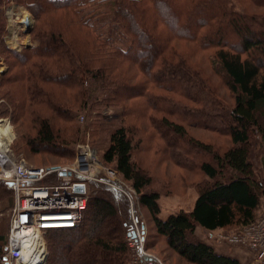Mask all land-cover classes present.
<instances>
[{"label":"trees","instance_id":"16d2710c","mask_svg":"<svg viewBox=\"0 0 264 264\" xmlns=\"http://www.w3.org/2000/svg\"><path fill=\"white\" fill-rule=\"evenodd\" d=\"M21 1L35 18L36 45L11 52V72L0 81L15 90L9 102L21 124L19 144L31 155L67 154L65 144L77 136L69 124L78 113L122 107L123 126L112 132L103 163L131 185L156 235L190 264H240L193 233L250 223L264 197V0ZM3 19L0 8V37ZM198 82L211 99L217 96L209 105L230 102L219 121L226 139L222 151L187 136L185 126L193 121L185 117L186 108L197 104ZM135 112L168 140L189 141L210 156L199 164L205 182L189 211L160 216L159 194L147 191L152 179L132 159ZM119 204L127 205L122 193L91 182L82 223L46 233L77 235L49 264L126 261L123 238L132 228ZM11 205V191L0 181V206ZM5 243L0 235V246Z\"/></svg>","mask_w":264,"mask_h":264},{"label":"rangeland","instance_id":"374dc122","mask_svg":"<svg viewBox=\"0 0 264 264\" xmlns=\"http://www.w3.org/2000/svg\"><path fill=\"white\" fill-rule=\"evenodd\" d=\"M24 2L29 4L33 0H24ZM0 4L4 17V29L0 37L1 81L5 73L11 72L10 67L13 63L11 52L20 53L25 48L36 44L34 37L31 35V31L35 26V18L32 12L22 4L21 0H2ZM27 18L31 27L29 32L26 31V26L24 25V21ZM107 28L105 26L104 29H101L105 38L108 37ZM112 42L117 44V41L112 40ZM215 81L217 80L215 79ZM195 87L198 89L196 94L198 95L197 104L195 108H186V112L188 111L187 114L189 115L185 114L186 118L193 121V125L185 126L187 136L197 145H207L212 150L222 151L226 147V139L218 130L219 127L221 128L219 121L227 110L225 108L226 105H229L230 102L229 100H224L225 103L217 101L220 107H213L209 104L211 101L218 100L216 99L217 96L213 98L214 100L209 95L207 96L209 91L205 85L203 86L199 82ZM219 90L221 91L222 88H219ZM12 92H15L13 86L0 84V120L7 121L11 127L13 136H11L7 151L13 157L22 158L29 166L35 168L70 165L75 160L77 147L83 143H89L96 160L100 162L99 166H101L96 169V171H99L100 181H89L87 184L88 197L91 182L105 185L122 193L126 198L127 205L123 209L121 204H119L117 210L126 214L127 221L131 224V232L137 228L141 238L142 252L153 257L156 260V264H190L170 250L164 240L156 235L151 217L139 205L137 195L131 185L123 181L112 167L103 163V155L107 150L112 132L123 126L125 115L122 107L117 105L95 107L91 111L78 113L76 118L69 124L77 130V136L75 140L65 144L64 149L67 154L59 156L51 154L31 155L28 154L21 143L19 144L18 131L21 124L19 120L14 121L13 119V106L9 102V95ZM201 95H204L205 98H199ZM217 95L221 96L220 93H217ZM80 117H83L82 122ZM133 118H136L137 132L132 138V159L152 179L147 191H155L159 194L160 216L164 218L168 214L176 213L180 210L189 211L198 188L205 182V177L199 171V164L204 161H210V156L199 151V148H191L189 141L175 143L168 140L163 134H159L160 131L157 132L150 120L140 112H135ZM209 125H214L216 129L211 130L207 127ZM170 150L173 151L171 155L169 154ZM11 199L12 205L9 208L3 209V206H0V235L6 237V241L10 228L11 212L15 205V197L12 192ZM113 203L114 205L117 204L114 201ZM236 228L232 227L225 231L228 232ZM193 236L211 246L217 254L234 258L240 264H254V255L248 249L218 246L200 228L195 229ZM76 237L77 235L75 234H68L64 237L49 238L45 234L43 236L47 248L45 264H49V258L55 253H63L67 246L76 241ZM127 239L128 235L124 236L123 241H125L127 249L125 254L126 261L124 259L123 263L120 262V264H136V251L129 246Z\"/></svg>","mask_w":264,"mask_h":264},{"label":"built area","instance_id":"2783aa9c","mask_svg":"<svg viewBox=\"0 0 264 264\" xmlns=\"http://www.w3.org/2000/svg\"><path fill=\"white\" fill-rule=\"evenodd\" d=\"M83 117H80L82 122ZM6 150L0 154V180L12 184L10 191L15 197L11 212L10 228L6 244L0 249V264H45L46 243L43 236L47 231L41 214H67V228L76 229L83 221L87 207L89 181H100V162L96 160L89 143L76 149V157L70 165L31 167L24 159L13 157ZM71 174L70 180H61L60 173ZM82 186L83 191L75 190ZM61 209V210H60ZM30 236H25L26 233ZM128 235V244L135 249L136 264H156V260L142 252L141 238L137 228ZM218 246H232L248 249L254 255V264H264V197L250 223L230 231L222 229L205 232ZM43 243L39 242V240Z\"/></svg>","mask_w":264,"mask_h":264},{"label":"bare ground","instance_id":"6f19581e","mask_svg":"<svg viewBox=\"0 0 264 264\" xmlns=\"http://www.w3.org/2000/svg\"><path fill=\"white\" fill-rule=\"evenodd\" d=\"M0 154H2L5 150L6 147L8 146L9 142L11 141V136H13V133L11 131V127L7 121H2L0 120ZM61 210V209H60ZM41 218L39 219L40 221H45V224H49V226H46V229H51L52 231H56L57 229H64L67 228L66 225H63L62 222H65V219L67 218V214H41ZM47 231L46 233H48ZM31 232L29 234L26 233L25 236H30ZM39 242L43 243L41 239Z\"/></svg>","mask_w":264,"mask_h":264},{"label":"water","instance_id":"95a60500","mask_svg":"<svg viewBox=\"0 0 264 264\" xmlns=\"http://www.w3.org/2000/svg\"><path fill=\"white\" fill-rule=\"evenodd\" d=\"M24 25L26 26V31L29 32L31 27H30V21H29L28 18L24 21ZM59 178L61 180H70L71 179V174L67 173V172H63V173H60ZM5 185H6V187L9 190L11 189L12 184L10 182H5ZM75 190L78 191V192H82L83 191V187L82 186H76ZM128 235L134 236L133 233H129Z\"/></svg>","mask_w":264,"mask_h":264},{"label":"crops","instance_id":"0c3cea01","mask_svg":"<svg viewBox=\"0 0 264 264\" xmlns=\"http://www.w3.org/2000/svg\"><path fill=\"white\" fill-rule=\"evenodd\" d=\"M15 45V43H13Z\"/></svg>","mask_w":264,"mask_h":264}]
</instances>
